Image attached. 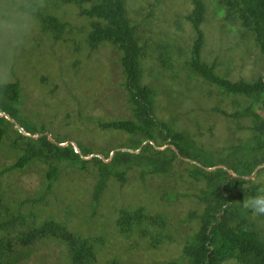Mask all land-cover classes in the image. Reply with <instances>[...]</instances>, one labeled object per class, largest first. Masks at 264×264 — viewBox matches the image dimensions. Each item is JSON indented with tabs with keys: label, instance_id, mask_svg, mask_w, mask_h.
I'll use <instances>...</instances> for the list:
<instances>
[{
	"label": "trees",
	"instance_id": "16d2710c",
	"mask_svg": "<svg viewBox=\"0 0 264 264\" xmlns=\"http://www.w3.org/2000/svg\"><path fill=\"white\" fill-rule=\"evenodd\" d=\"M45 1L49 6H38L33 8L38 12H31L38 18L41 29L46 33L50 32L56 41L65 39L73 31L66 42L69 43L68 51L72 55H80L87 47L91 51L97 50L100 45H112L120 54L118 61L123 75L121 86L127 93L129 116L108 121L99 118L92 120L102 130L114 129L127 133L130 137L129 150L132 151L121 150L123 148L108 149L102 155L104 158H100L98 153L91 152L89 146H84L83 149L78 147L79 153L71 142L65 146L59 145L66 142V139L53 138L51 135L54 140L51 141L43 134L46 132L44 123L41 124V130L37 131L34 126L29 125L32 118L20 114L19 106L24 97L20 82L0 81V112L7 113L16 122L0 116V151L4 146L3 151L14 157L11 164L0 169V178L4 173L23 170L34 164L46 165L42 192L32 200L41 202L53 194L52 188L59 180L63 168L73 167L81 172L94 171L96 180L90 191L89 203H79L84 205V209H89L90 218L96 217L98 213L99 216L103 215L102 209L106 207H101L104 204L102 193L110 178L121 184L125 183V174L136 166L141 168L143 177L145 174L166 177L175 174L178 165H184L179 169L180 172H185L195 180L205 181V187L198 195L203 207L200 212L189 215V218L196 219L197 226L183 243L179 256L165 260L162 264H264V234L254 226L247 208L238 204V199L241 201L246 191L243 185H250L252 194L256 193V186L251 180L232 177L228 172L231 169L239 175L247 176L264 163V73L256 72L251 78L236 76L234 79L232 72L243 59L232 64L233 56L230 60L219 54L224 51L223 45L218 47L214 57L204 55L205 33L201 25L205 22L207 3L204 0H190L192 8L185 14L173 11L171 21L179 32L184 31L182 19L189 22L192 29L190 44L184 48L179 45L182 34L172 32L174 37L164 40L152 33L149 27L144 30V25L149 24L148 18L154 15L153 7L147 9L138 5L140 8L134 9L130 7V0ZM211 2L214 12L220 17L221 39L227 40L221 42L229 45L233 34L241 36L240 40H234L235 46L245 47V52L250 51L252 46H257L264 68V0ZM59 4L75 6L77 16L82 20L75 23L65 19L64 15L59 16L57 7H50ZM131 13H141V16L133 19ZM72 38L77 39V46L72 43ZM90 50L87 58L92 56ZM176 69L184 72V84ZM146 70L149 77L147 81L144 79ZM74 71L77 76V70ZM167 71H172L171 79L163 85L159 75ZM42 80L48 81V78ZM177 84L185 86L188 92L200 93L206 90L209 99L215 97L216 105L210 111L237 122L239 119H248L250 122L247 124L237 123L239 129L246 128L250 133L245 142L234 145L228 152L217 151L216 155L180 130L177 110L183 103L180 97L185 94L184 90L177 91L174 95L173 99L178 103L173 104V107H160L157 102L159 87L168 89ZM51 90L54 92V89ZM69 95L71 96L70 93ZM226 98H229L233 112H228L220 105ZM65 101L63 99L53 104L58 106L57 104ZM162 109L169 112V117H158L157 111ZM24 131L40 136L34 138L24 134ZM165 145L164 149L157 148ZM90 154L94 156L82 158V155ZM107 158L110 159L109 162L106 161ZM218 164L225 165L226 168L218 167L214 171H208L202 167ZM263 170L264 165L258 173ZM25 200L7 197L1 188L0 179V264H24L30 257L33 245L44 240H55L65 245L66 264H97V253L108 238L105 240L100 235L87 237L81 231H72L65 221L54 220L50 215L42 217L41 210L26 209ZM76 207L79 211L83 209L78 205ZM121 207L123 208L119 209L115 219V233L127 239L137 237L128 247L156 248L167 239L162 231L167 223L165 214L151 213L144 205ZM71 214L68 212V216ZM86 222L89 224L87 220ZM118 260L113 258L106 264H137Z\"/></svg>",
	"mask_w": 264,
	"mask_h": 264
},
{
	"label": "rangeland",
	"instance_id": "374dc122",
	"mask_svg": "<svg viewBox=\"0 0 264 264\" xmlns=\"http://www.w3.org/2000/svg\"><path fill=\"white\" fill-rule=\"evenodd\" d=\"M130 1V7L134 9H139L138 5L147 9L153 7L154 15L148 18L149 24L144 25V30L149 27L152 33H156L164 40L174 37L172 32H177L182 34L179 37L181 40L179 45L184 48L189 46L192 35L190 23L182 19L184 31L179 32L172 24L171 16L174 15L173 11H179L183 15L191 9L190 0H135V3L133 0ZM204 1L208 7L205 22L201 25L205 33L204 55L208 58L214 57L218 47L223 45L224 51H220L219 54L225 55L230 60L233 56L232 64L243 59L236 66L234 65L231 75L234 79L236 76L251 78L256 72L264 73L257 46H252L250 51L245 52V47L235 46L234 40L241 39V36L235 34L230 37L229 45L221 42L227 40L221 39L220 17L214 12L211 0ZM38 6L44 8L49 4L45 0H0V81L20 82L24 95L23 103L19 106L20 114L32 118L33 120H29V125L34 126L37 131L41 130V124L44 123L46 132L43 133H49L53 138L74 142L80 149L89 146L91 152L102 155L108 149L129 150L130 137L127 133L114 129L102 130L92 120L99 118L108 121L129 116L127 93L121 86L123 75L118 61L120 54L112 45H100L97 50L91 51L87 47L80 55H72L68 51L69 43L66 42L73 31L66 35L67 40H54L50 32L46 33L41 29L38 18L31 12L32 10L38 12L37 9H33ZM50 7H57L59 16L64 15L65 19L75 23L80 22L81 18L77 16L75 6L59 4ZM136 14L131 13L133 19L141 16V13ZM71 40L77 46V39ZM88 50L92 52V56L87 58ZM156 68H159L157 64ZM75 69L78 72L77 76ZM176 71L184 84V72L179 69ZM147 72L148 70L144 77L146 81L149 79ZM171 72L167 71L159 75L163 85L169 78L171 79ZM45 77L48 81L42 80ZM67 86L68 91H66ZM163 88L157 89V102L160 107L162 105L173 107V104L178 103L173 99L174 95L177 91L184 90L185 94L180 97L183 103L181 102L182 105L180 104L177 110L179 129L216 155H218L217 151L228 152L234 145L243 144L250 135L246 128L237 127L239 122L243 125L249 123L248 119H239L237 122L230 117L210 111V108L216 105L217 99L215 97L209 99L206 90L200 93L188 92L185 86L180 84L173 88ZM51 89H54V92ZM63 99L66 100L64 103H59L58 106L53 104ZM228 100L229 98H226L220 105L228 112H233L234 108L229 105ZM157 115L159 118H167L169 112L162 109L157 111ZM41 118L44 120L39 122L38 119ZM16 119L20 122L18 117ZM3 148L4 146L0 151V169L14 161V157L3 151ZM106 161L109 162L110 159L107 158ZM178 166L175 174L166 177L152 176V174H145L143 177V173H140L141 168L136 166L125 174L127 178L125 183L121 184L110 178L102 193L105 206L102 204L101 207H106L102 209L103 215L99 216L98 213L96 217L90 218H88L89 209H84V205L79 203H89L90 191L96 180L94 171L81 172L73 167L63 168L59 180L52 188L53 194L48 195L41 202H32V200L38 197L40 191L42 192L46 165L34 164L23 170L4 173L0 179L1 188L7 197L26 199L24 201L26 209L41 210L42 217L50 215L54 220L65 221L72 231H81L87 237L100 235L105 240L108 238L106 244L97 253V264H106L113 258L137 264L140 262L162 264L165 260L179 256L183 243L193 234L197 226L196 219L189 218V215L200 212L203 207L198 195L203 191L205 181L195 180L185 172H180L179 169L184 165ZM249 180L256 186L255 194H257L264 189V170L260 174L257 172ZM243 189L246 191L241 201L238 199V204L245 208L243 201L255 194H252L248 184H244ZM76 204L83 209L79 211ZM126 205L129 207L144 205L151 213L165 214L167 223L162 231L167 239L156 248L128 247L137 237L132 236L131 239H127L115 233V219L119 209L123 208L121 206ZM247 210L254 226L264 234V215H256ZM68 212L72 214L68 216ZM65 256V245L55 240H44L33 245L30 257L24 264H66Z\"/></svg>",
	"mask_w": 264,
	"mask_h": 264
},
{
	"label": "water",
	"instance_id": "95a60500",
	"mask_svg": "<svg viewBox=\"0 0 264 264\" xmlns=\"http://www.w3.org/2000/svg\"><path fill=\"white\" fill-rule=\"evenodd\" d=\"M0 116H4V117H6L7 119H9V120L13 121L14 123H16V122L14 121V119H12V118H11L7 113H5V112H0ZM22 131H23V130H22ZM23 133L26 134V135H28V136L34 137V138L40 136V134H31V133H28V132H25V131H24ZM43 134H46V135L48 136V138H49L51 141H54L53 138L51 137V135H50L49 133H43ZM68 143H69V142L66 141V142H64V143H59V145L65 146V145H67ZM71 143H72L73 147L75 148L76 152H79V153H80V150H79L78 146L76 145V143H74V142H71ZM166 146H167V145H165V146H161V147H157V148H159V149H164ZM121 150H125V149H121ZM129 151H132V150H129ZM113 152H114V150L112 151L111 155L113 154ZM93 156H94L93 154H90V155H88V156H84V155H82V158H84V159H89V158H91V157H93ZM97 156H99L100 158H104V157L102 156V154H97ZM186 160H187V159H186ZM194 162H195V161H194ZM195 163L199 164L198 162H195ZM263 165H264V163L258 165V166L255 168V170L251 173V175H247V176H245V175H239V174L235 173V172H234L233 170H231V169H229L228 172L231 174L232 177H240V178H244V179H248V180H249V179H252V178L254 177V175L258 172V170H259ZM202 167H203L204 169L208 170V171L213 170V169H216V168H218V167L226 168L225 165H215V166H211V167H205V166H202Z\"/></svg>",
	"mask_w": 264,
	"mask_h": 264
},
{
	"label": "clouds",
	"instance_id": "9594fccd",
	"mask_svg": "<svg viewBox=\"0 0 264 264\" xmlns=\"http://www.w3.org/2000/svg\"><path fill=\"white\" fill-rule=\"evenodd\" d=\"M243 206L256 215H264V189H261L255 195H250L243 201Z\"/></svg>",
	"mask_w": 264,
	"mask_h": 264
},
{
	"label": "bare ground",
	"instance_id": "6f19581e",
	"mask_svg": "<svg viewBox=\"0 0 264 264\" xmlns=\"http://www.w3.org/2000/svg\"><path fill=\"white\" fill-rule=\"evenodd\" d=\"M162 84V83H161ZM201 100V99H200ZM194 133V132H193Z\"/></svg>",
	"mask_w": 264,
	"mask_h": 264
}]
</instances>
